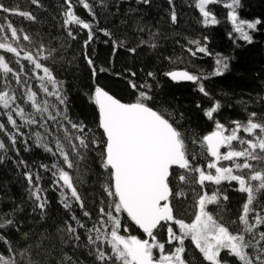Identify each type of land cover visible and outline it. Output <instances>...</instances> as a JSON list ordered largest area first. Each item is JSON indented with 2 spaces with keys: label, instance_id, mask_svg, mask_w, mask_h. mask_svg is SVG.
<instances>
[{
  "label": "trees",
  "instance_id": "16d2710c",
  "mask_svg": "<svg viewBox=\"0 0 264 264\" xmlns=\"http://www.w3.org/2000/svg\"><path fill=\"white\" fill-rule=\"evenodd\" d=\"M88 2L92 5L95 19L77 0H73L76 6L72 9L78 18L93 26L94 38L87 46L84 43L88 39L87 29L73 24L71 27L77 38L73 40L69 37L66 31L68 26L64 24L68 11L64 0H38L37 3L32 0H0L4 6L34 17L28 19L0 13V25L7 28L11 23L20 37L14 40L11 29H8L0 32V43L10 44L20 51V63L26 68L20 79L27 81L28 87L37 93V98L50 101L54 106L53 111L66 113L70 120L91 130L90 138L93 135L99 138L96 131L99 114L94 102L96 87H102L125 103L136 102L139 92L145 91L152 97L150 104L153 109L163 112L184 134L189 151L199 158L197 166L206 171L211 158L206 157L199 141L215 130L217 121L231 129L234 127L233 121L247 122L253 112L257 113V121H264V0H237L234 6L238 22L259 21L254 29L245 27L250 41L241 39L239 33L234 31L228 15L232 9L225 6L232 0H218L207 6L217 21L207 25L195 6L198 0ZM173 13L175 21L172 20ZM105 32L110 35L106 36ZM25 34L30 37L29 40H23ZM197 46L205 47L207 52L192 55L189 49L195 51ZM25 52L33 54L53 73L58 91L64 98L63 104L43 92L39 77L44 74L22 59ZM0 54L5 56L6 63L14 72L19 71L15 54L3 49H0ZM87 58L93 61L95 72ZM217 60L227 64L219 75L216 74ZM177 69H183L200 79L198 82H173L166 73ZM201 85L207 96L200 92ZM10 90H16L18 97L24 92L11 75L7 81H0V91ZM18 102L27 107L23 100ZM217 103L220 107L209 119L205 112ZM17 120L23 123L19 118ZM0 122L7 125L6 117L0 116ZM49 124L48 131L53 134L49 141L58 137L65 144V150L71 152V145L64 141V129L51 125V122ZM8 128L12 130L10 126ZM21 131L23 135L14 147L9 144L7 136L0 133V140L8 145V151L0 150V217L13 221L9 227L0 229L8 241L7 244L0 243V253L7 257L9 248L14 249V258L23 259L26 264L29 260L31 264H97L96 248L88 241V236H94L95 232L88 233L86 228H79L71 218L75 215L87 228L93 225L101 228L99 209L107 208L111 198L103 190L108 177L100 168V150L93 149L83 159L74 152L71 155L75 166L68 171L78 189L83 210L90 213L89 217H85L79 204L74 201L69 200L73 204L71 211L65 207L61 191L52 182L54 169L45 170L44 166L51 168L53 163H59V159L58 154L53 156L37 146L35 133H43L44 130L25 124ZM241 135L247 137L246 133ZM194 140L197 143L193 144ZM48 146L55 149L54 143L49 142ZM226 150L221 149L222 152ZM81 152L83 154L84 150L81 149ZM221 164L229 166V162L222 161ZM259 168H264V161L258 163L257 170ZM173 169L175 175L170 177L171 187L177 192L183 191L182 197L172 201L177 218L191 223L197 210L198 193L212 194L219 188L220 204L218 207L209 205V211L218 223L228 227L233 234L243 227L239 216L243 214L242 205L246 202L247 194L237 190L239 186L236 182L222 181L220 186L206 182L210 186L200 189L197 184L180 182L179 175L183 170L177 166H173ZM211 171L214 173V169ZM26 173H31L32 184H29ZM36 187L41 189L39 195L46 201L44 209L36 206L37 201L32 195ZM254 195L259 197V204L256 205L259 211L260 206L264 205V193ZM67 197H70V193L66 194ZM254 216L255 213L249 214L250 222H254ZM121 219L128 231L122 230L120 234L147 238L127 219L126 213L122 214ZM69 224L77 228L76 233L67 231ZM104 230H107L106 226ZM260 230H264V226H260ZM158 231V239L167 241L166 226ZM77 234L79 240L74 238ZM185 246L189 264H207L190 240L185 241ZM171 247L166 245V252ZM221 255L231 264H237L226 250Z\"/></svg>",
  "mask_w": 264,
  "mask_h": 264
},
{
  "label": "snow or ice",
  "instance_id": "6c2138e0",
  "mask_svg": "<svg viewBox=\"0 0 264 264\" xmlns=\"http://www.w3.org/2000/svg\"><path fill=\"white\" fill-rule=\"evenodd\" d=\"M37 3L38 0H32ZM147 2V0H144ZM171 2V0H170ZM218 0H198L196 8L204 17V23L215 24L217 21L211 15L208 5L217 3ZM68 6L64 24L68 26L66 31L73 40L77 38L71 25H78L81 29L88 30V39L85 46L94 38V29L90 22L78 18L72 9L76 6L73 0H64ZM89 14L96 18L92 11V5L88 0H77ZM237 0L225 6L229 11V19L233 22L234 31L239 33L241 39L250 41L251 37L247 29H254L256 23L237 21L234 14V6ZM0 13L20 15L28 19H34L27 12L14 11L0 3ZM172 20H176L175 13ZM11 29L14 40H19L17 30L9 23L7 28L0 25V32ZM110 35L108 32L104 33ZM25 34L23 40H29ZM0 49L7 53L16 55V63L20 65L19 71L14 72L6 63L5 56L0 54V81H7L9 76H14L16 83L23 87L21 96L15 94L16 90L0 91V116L7 119V125L0 122V133H4L11 146H15L18 138L23 135L21 129L25 124L35 125L43 129V133L36 132L35 138L37 146L43 147L45 151L57 156L59 163H53L51 168L44 166L46 171H52L53 183L61 191V198L66 208L70 211L73 207L69 200L79 204L83 210V202L70 176L69 169L75 165L71 159L74 152L77 156L85 158V154H90L93 149L100 150V168L107 174L108 182L103 189L111 199L107 202L108 207L99 209L101 228L93 225L91 228L82 223L75 215L72 220L79 228H86L89 235V244L96 248L97 264H189L186 259L185 241L190 240L191 244L202 254L203 261L207 264H231L223 259L222 251H227L229 256L234 257L237 264H264V205L257 211L259 197L255 194L264 193V168H259L258 163L264 161V121H257V113L249 115L247 122L233 121L234 127L226 128L222 123H215V130L204 135L199 143L203 148L206 157H210L206 168L197 166L198 157L190 152L186 138L174 125L173 122L163 113L154 110L150 104L152 97L145 91L139 92V98L134 103H122L120 100L109 95L100 87L95 88L94 102L98 106L99 120L97 132L99 138L89 133L91 130L85 126L70 120L66 113L59 110L53 111V105L48 100H39L37 93L32 91L26 80H21L20 76L26 71L20 63V51L14 46L0 43ZM135 51V49H131ZM192 55L206 53L207 49L197 46ZM23 60L27 61L35 70L43 72V77H39L43 92L49 97H55L61 104L64 98L57 88V81L53 73L47 66H44L33 54L25 52ZM88 64L95 67L93 61L87 58ZM216 74L227 67L223 60H217ZM151 76L152 74L149 73ZM174 81L186 80L198 82L199 77L187 71L166 73ZM49 85L51 86L49 88ZM7 87V85H4ZM133 87H136L133 85ZM200 92L206 96L208 93L204 87L200 86ZM26 96V99L24 97ZM20 100H23L22 106ZM220 105L217 103L205 112V115L212 119L214 113ZM19 118L23 123H18ZM51 125L63 128L65 131L64 141L71 145V152L65 150V144L60 138L54 137L48 128ZM66 122V123H65ZM8 126L11 127L9 131ZM70 126V128L68 127ZM246 133L247 137L241 135ZM78 141V143H76ZM49 142L55 144V149L49 147ZM193 144L197 141H193ZM239 145V147H237ZM227 150L222 152L221 149ZM81 149L84 150L83 154ZM0 150L8 151V145L0 140ZM229 162V166H223L221 162ZM257 162V163H253ZM173 166L183 170L179 175V181L184 184H197L200 189L209 187L206 182H211L220 186L222 181L236 182L238 191L246 195V202L242 205L243 214L239 216V222L243 225L233 234L228 227L217 222L214 215L208 209L209 205L220 204V192L217 188L212 194L198 193L196 203L197 210L191 223H186L183 219L175 215L172 201L183 196V191L177 192L171 187V176L175 175ZM214 169V173L211 171ZM198 174V175H197ZM29 184L33 183L31 173H26ZM40 177L37 176V180ZM62 182V183H61ZM41 189L36 187L32 193L37 201L36 206L44 209L46 201L39 195ZM70 197L66 198V194ZM227 199V197H224ZM126 213L127 219L134 223L147 238L140 239L135 235L124 236L121 231H128V227L123 223L121 216ZM255 213L254 222H250L249 214ZM83 216L89 217L90 213L83 210ZM106 217V219H103ZM0 229L9 227L13 221L0 217ZM66 223H68L66 221ZM107 227L105 231L104 228ZM166 226L168 239L161 242L158 239L159 229ZM70 233H76L77 228L70 224L67 228ZM76 240L80 239L77 234ZM176 242L175 244L173 242ZM0 243L7 244L8 241L0 233ZM166 245L172 247L166 252ZM110 250V251H109ZM27 252V249L25 250ZM91 252V248H90ZM157 252L159 253L157 255ZM15 250L9 248V255L6 257L0 253V264H26L23 259L14 258ZM27 264H31L29 260Z\"/></svg>",
  "mask_w": 264,
  "mask_h": 264
},
{
  "label": "water",
  "instance_id": "95a60500",
  "mask_svg": "<svg viewBox=\"0 0 264 264\" xmlns=\"http://www.w3.org/2000/svg\"><path fill=\"white\" fill-rule=\"evenodd\" d=\"M173 71H175V72H181V71H185V70H183V69H177V70H173ZM173 71H171V72H173ZM168 73H170V72H168ZM167 77L171 80V81H173V82H176V81H174V80H172L171 78H170V76H168L167 75ZM177 81H181V82H193V81H186V80H177ZM100 88H102V87H100ZM103 89V88H102ZM104 91H106L109 95H111V96H113L114 98H116L114 95H112L111 93H109L107 90H105V89H103ZM94 95H95V90H94ZM117 99V98H116ZM119 100V99H118ZM122 102V101H121ZM122 103H125V102H122ZM132 103H134V102H132ZM97 106V105H96ZM97 110H98V106H97ZM98 114H99V112H98ZM208 134H210V133H208ZM139 229V228H138ZM140 230V229H139ZM141 231V230H140ZM142 232V231H141ZM143 233V232H142Z\"/></svg>",
  "mask_w": 264,
  "mask_h": 264
}]
</instances>
